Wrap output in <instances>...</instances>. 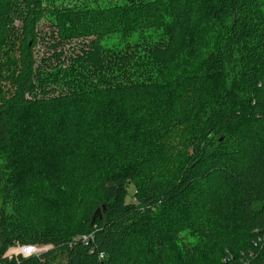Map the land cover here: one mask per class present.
<instances>
[{
	"label": "trees",
	"instance_id": "1",
	"mask_svg": "<svg viewBox=\"0 0 264 264\" xmlns=\"http://www.w3.org/2000/svg\"><path fill=\"white\" fill-rule=\"evenodd\" d=\"M0 264H264V0H0Z\"/></svg>",
	"mask_w": 264,
	"mask_h": 264
},
{
	"label": "built area",
	"instance_id": "2",
	"mask_svg": "<svg viewBox=\"0 0 264 264\" xmlns=\"http://www.w3.org/2000/svg\"><path fill=\"white\" fill-rule=\"evenodd\" d=\"M40 251L39 247L36 246H31V245H24L21 247H17L15 249H13V251L11 250L10 254H20L23 257H29L32 255L37 254Z\"/></svg>",
	"mask_w": 264,
	"mask_h": 264
},
{
	"label": "rangeland",
	"instance_id": "3",
	"mask_svg": "<svg viewBox=\"0 0 264 264\" xmlns=\"http://www.w3.org/2000/svg\"><path fill=\"white\" fill-rule=\"evenodd\" d=\"M73 44H74V43H73ZM73 44H72V45H73ZM42 48H43V47H42ZM42 48H40V52H39L40 55H41L42 52H43V49H42ZM129 191H130V194H131V193L133 192V188L130 187V188H129ZM129 200H130V198L128 197V198H127V201H129ZM11 250L13 251V249H9V250H8L9 252L7 251V252L5 253V255H9V253L11 252Z\"/></svg>",
	"mask_w": 264,
	"mask_h": 264
}]
</instances>
